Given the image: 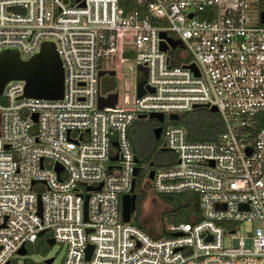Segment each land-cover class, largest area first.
Returning a JSON list of instances; mask_svg holds the SVG:
<instances>
[{"label": "built area", "instance_id": "1", "mask_svg": "<svg viewBox=\"0 0 264 264\" xmlns=\"http://www.w3.org/2000/svg\"><path fill=\"white\" fill-rule=\"evenodd\" d=\"M133 1L0 0V51L27 59L51 41L63 70L60 98L21 96L22 79L0 92V264L41 236L62 245L61 264H264V0ZM210 106L212 139L169 118ZM150 112L167 115L157 147L173 156L149 168L127 128ZM137 174L192 194L195 210L153 234L124 221Z\"/></svg>", "mask_w": 264, "mask_h": 264}, {"label": "water", "instance_id": "2", "mask_svg": "<svg viewBox=\"0 0 264 264\" xmlns=\"http://www.w3.org/2000/svg\"><path fill=\"white\" fill-rule=\"evenodd\" d=\"M66 1V0H64ZM260 21L264 22V10L259 12ZM178 40L171 41L172 46ZM164 49L165 45L161 44ZM143 69V68H142ZM103 71L99 70L98 74H102ZM108 73L112 74V71ZM10 79H22L24 80L23 92L21 96L25 97H42V98H60L63 92V70L60 59L54 49V44L51 41H44L40 45L38 52L33 53L27 59H22L18 55V52L14 48L2 49L0 51V92L4 84ZM143 79L137 82V94L142 93ZM116 101V93L110 92L106 96H97L98 107L112 106ZM210 109L215 111L214 106H210ZM140 118L144 117V114L139 115ZM149 118H154L157 121H162L163 115L161 112H150ZM31 118L36 119L35 113ZM170 119H177L176 113L169 114ZM152 133L155 138H158L160 133V126H154ZM115 144V142H114ZM60 169V166H57ZM137 166L134 167L133 174H136ZM149 171V176H151ZM133 183V180H132ZM100 185V184H99ZM99 185L96 187L98 188ZM136 193L131 191L121 195V216L124 221L129 220L131 213L135 208ZM86 198V196H85ZM83 215L85 218V200L83 205ZM88 230V228H87ZM43 230H40L38 234H42ZM47 244H52L53 239L51 237L46 238ZM91 249V245L86 248V255H88ZM19 254H25L26 249L21 246L18 249ZM52 257L45 258V263H50Z\"/></svg>", "mask_w": 264, "mask_h": 264}, {"label": "rangeland", "instance_id": "3", "mask_svg": "<svg viewBox=\"0 0 264 264\" xmlns=\"http://www.w3.org/2000/svg\"><path fill=\"white\" fill-rule=\"evenodd\" d=\"M175 52L179 54L180 50L176 48ZM180 58L184 59L185 56H180ZM101 79L104 86L107 88L115 83L113 76H105ZM122 85L123 82L119 84L120 87ZM5 102V97L0 95V103L3 104ZM149 120V117L136 119L133 125L127 128V132L135 133L137 138L141 139L142 143L150 147L148 149L150 151L149 156L147 159H144L143 162L148 163L149 161H152L153 164L166 163L171 159L170 152L159 150L157 147L158 140L152 143L144 134L145 127L149 125ZM162 122L163 124L169 122L166 114L164 115ZM135 193V208L130 215V221L133 223H140L143 228L152 234L158 232L161 224L170 221L169 214L175 205L174 202L178 196L177 193L160 194L152 191L150 188V181L146 177H144L143 182L139 184ZM48 234L49 231L44 233L45 236ZM26 246L28 247L29 245ZM63 252L64 249L62 245L54 242L52 244H47L45 250H39L37 252L28 251L24 257L19 256L18 264H46L43 260L49 256H53V260L49 264H61Z\"/></svg>", "mask_w": 264, "mask_h": 264}, {"label": "trees", "instance_id": "4", "mask_svg": "<svg viewBox=\"0 0 264 264\" xmlns=\"http://www.w3.org/2000/svg\"><path fill=\"white\" fill-rule=\"evenodd\" d=\"M128 1L129 3L127 2V0H119L124 9L133 6L134 1ZM113 86L114 84L108 88L106 86H103V91H111L113 89ZM174 122L183 125L187 131L188 137L194 139H212L216 136L217 132L221 130V121L218 113L206 107H194L188 111H185L181 115H179V117ZM152 124L154 125V123ZM152 124H150V126H152ZM144 134L152 143L157 140L152 133L151 127H149V129L145 127ZM127 135L138 159L140 161L147 159L150 152L148 149L150 147L142 143L141 139H138L135 133L127 132ZM172 156V153H170V157ZM140 180L141 176L137 174L135 178L134 192L137 187H139ZM177 195L178 196L174 202L175 205L171 209V213L169 214V222L187 220L189 218V215L195 210V197L192 194L188 192H180L177 193ZM137 224L141 226L140 223ZM46 248L47 242L45 241V238L41 236L38 237L32 244H29V246L27 247V252H37L39 250H45Z\"/></svg>", "mask_w": 264, "mask_h": 264}, {"label": "flooded vegetation", "instance_id": "5", "mask_svg": "<svg viewBox=\"0 0 264 264\" xmlns=\"http://www.w3.org/2000/svg\"><path fill=\"white\" fill-rule=\"evenodd\" d=\"M150 122H149V125L146 127L147 129H149V127H151V129L154 127V126H160V128L162 127L163 125V122L162 121H156L154 118H150ZM154 123V125L152 124ZM150 124H152V126H150ZM152 166V161H149L148 162V167L150 168Z\"/></svg>", "mask_w": 264, "mask_h": 264}]
</instances>
